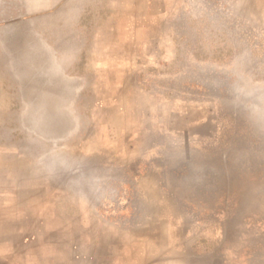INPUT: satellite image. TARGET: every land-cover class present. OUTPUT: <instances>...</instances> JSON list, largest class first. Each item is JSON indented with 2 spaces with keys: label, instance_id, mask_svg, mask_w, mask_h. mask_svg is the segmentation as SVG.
Listing matches in <instances>:
<instances>
[{
  "label": "rangeland",
  "instance_id": "obj_1",
  "mask_svg": "<svg viewBox=\"0 0 264 264\" xmlns=\"http://www.w3.org/2000/svg\"><path fill=\"white\" fill-rule=\"evenodd\" d=\"M57 2L0 11V264H57L102 223L149 213L168 240L264 256L261 28L238 8L232 20L208 8L180 27L108 28L96 4ZM155 37L165 57H140L136 77L129 52L126 65L105 53L113 39Z\"/></svg>",
  "mask_w": 264,
  "mask_h": 264
},
{
  "label": "crops",
  "instance_id": "obj_2",
  "mask_svg": "<svg viewBox=\"0 0 264 264\" xmlns=\"http://www.w3.org/2000/svg\"><path fill=\"white\" fill-rule=\"evenodd\" d=\"M59 3L66 4L67 10L71 4V10L82 8L87 11H90L91 4H96L98 18L102 21L99 25L108 28H135V31L144 27H180L193 17L192 11L205 12L208 8L212 12H221L224 18L232 20L238 8L242 14L239 19L259 26L260 35L264 38V0H58L57 5ZM8 4L9 0H0V11H4ZM4 21V16L1 15L0 25ZM163 40L167 42V38ZM163 40L156 37L148 38L147 41L135 38V41L127 44L113 39L111 42L107 41L110 46L106 48L105 53L126 65L129 64L126 62L129 52L130 57L135 58L136 77L141 71L140 57L149 54L158 60L165 57L166 51L161 47ZM0 58L3 59L4 56L0 55ZM138 91L139 82L135 81V93ZM135 121L138 122V119ZM142 179L150 183L151 176L143 175ZM143 181L139 182V186L143 188V195L149 200L150 191L146 187L150 188V184L146 185ZM143 218L147 221L135 222L132 227H122L120 224L107 226L102 223L97 228L99 233L96 239L81 242L76 248L78 251L75 256L73 253V257L58 261L57 264H264V256L253 255L251 249L247 253L245 250L242 259L220 258L219 244L201 246L189 236H185L182 242L168 240L156 231V217L153 214L149 213ZM201 250L203 252H200Z\"/></svg>",
  "mask_w": 264,
  "mask_h": 264
}]
</instances>
